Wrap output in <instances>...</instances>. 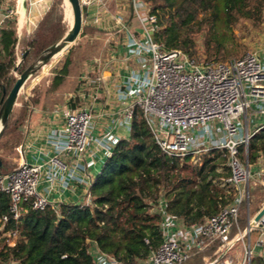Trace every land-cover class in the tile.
I'll return each instance as SVG.
<instances>
[{
	"label": "trees",
	"instance_id": "16d2710c",
	"mask_svg": "<svg viewBox=\"0 0 264 264\" xmlns=\"http://www.w3.org/2000/svg\"><path fill=\"white\" fill-rule=\"evenodd\" d=\"M64 0H51L50 7L30 35L18 33L17 17L7 18L0 28V109L4 92L12 90L19 58L21 75L47 48L63 38L70 25L64 20ZM157 16L159 29L153 38L168 50H181L203 62H227L238 55L235 31L242 22L254 26L264 17V0H139ZM133 12V11H132ZM130 16L134 17V12ZM77 42L59 54L48 75L34 84L29 99L13 112L0 143V173L18 169L10 159L18 157L23 127L35 106L56 108L63 94L79 89V77L88 63L108 56L107 31L86 22ZM201 43V47L199 45ZM41 72V71H40ZM37 73L36 75L40 74ZM52 110V109H51ZM244 159V150L240 148ZM247 161L251 171L264 168V126L250 139ZM229 152L214 150L191 157H170L157 145L142 111L137 109L129 133L122 136L112 155L101 166L91 187L92 203L61 204L44 211L27 207L20 221L9 215L10 197L0 192V264H94L95 251L123 264H140L165 240L166 217L185 227L202 225L232 206L236 188L229 183ZM264 188L250 191V212L264 206ZM257 211V212H258ZM248 223V205L240 207V228ZM16 232V236L8 232ZM237 232L234 229L233 235ZM219 243L195 249L181 264H206L217 259ZM251 264H264L254 254Z\"/></svg>",
	"mask_w": 264,
	"mask_h": 264
},
{
	"label": "built area",
	"instance_id": "2783aa9c",
	"mask_svg": "<svg viewBox=\"0 0 264 264\" xmlns=\"http://www.w3.org/2000/svg\"><path fill=\"white\" fill-rule=\"evenodd\" d=\"M80 4L86 22L98 24L104 13L103 0H80ZM132 4L145 37L136 38L128 32L126 49L135 59L136 68L116 85L117 99L126 107L115 114L119 116L117 122L99 131L98 119L105 114L98 113L94 104L110 68L102 60H94L82 78L80 91L94 102L63 112V132L52 131L47 136L53 146L48 159L41 163L23 161L16 171L0 173V192L11 199L3 226L10 219L19 222L28 206L36 211L50 206L58 210L60 206H54L50 199L52 194L67 195L75 185L85 189L83 204L91 205L95 182L91 171L101 159L112 155L122 138L117 128L129 133L135 111L140 109L157 145L170 157H191L199 162L204 153L227 150L231 170L228 181L237 190L235 203L202 225L184 229L182 222L166 217L165 240L140 264H181L193 256L195 249L203 250L217 242L218 252L225 258L223 264H233L231 255L240 242L245 244L255 231L264 237V216L254 224L249 209L251 184L262 181L264 186V168L252 172L247 161L250 139L264 126L254 124L249 130L253 114L264 120V58L251 53L228 62L200 63L181 50H168L153 38L159 29L157 16L139 0H132ZM117 21L123 24L124 20L118 17ZM242 118L246 120L243 133ZM66 156L73 159L71 163L64 161ZM244 201L248 205V227L241 230L240 207ZM234 229L237 232L233 235ZM8 235L16 236V232L9 231ZM253 254L249 242L243 258L235 264H251ZM94 264L123 263L95 251ZM208 264H220V260Z\"/></svg>",
	"mask_w": 264,
	"mask_h": 264
},
{
	"label": "crops",
	"instance_id": "0c3cea01",
	"mask_svg": "<svg viewBox=\"0 0 264 264\" xmlns=\"http://www.w3.org/2000/svg\"><path fill=\"white\" fill-rule=\"evenodd\" d=\"M65 3V1H63ZM104 13L101 14V20L98 24H94L87 20V23L107 31L109 36L105 40L110 44V51L107 57L100 58L103 62L108 64L110 73H107L108 79L102 87L101 94L98 100L95 101V110L98 113H104L98 119L99 131L104 127L111 126L117 119V112L122 111L126 105L121 103L116 96V85L122 83L127 78L131 69L136 68L135 59L128 54L126 49V42L128 39V32L136 36V38L144 39L145 35L142 26L136 19L135 15L130 16L133 10L132 0H103ZM51 0H27V13H23V0H0V28L4 21L10 17H17L18 33L22 37L23 34L30 35V33L37 27L45 13L48 11ZM14 14L10 15V11ZM132 12V13H133ZM9 16V17H8ZM118 17L123 18V24H119ZM94 60H99L98 58ZM93 60V61H94ZM84 68L79 77V89L73 94H69L70 99L67 100L66 105L58 106L53 111H45L43 107H34L32 115L23 127V140L16 147L18 153L19 165L23 161L30 163H41L48 159V156L53 150V146L49 143L47 136L52 131L62 133L64 130L63 112L66 109H76L78 107H86L94 102L93 99L87 95H81L82 78L85 75L88 65ZM101 69L99 68L98 71ZM44 73L41 72V74ZM94 75V74H93ZM256 124H264V120L257 119ZM117 133L124 136L122 129L117 128ZM71 157H64V161L71 163ZM104 161L101 159L95 170L91 171V175L95 180L101 171V166ZM85 189L82 186L75 185L68 192L67 195L60 196L52 194L51 201L54 206L61 204H83L85 202ZM264 243V241H263Z\"/></svg>",
	"mask_w": 264,
	"mask_h": 264
},
{
	"label": "rangeland",
	"instance_id": "374dc122",
	"mask_svg": "<svg viewBox=\"0 0 264 264\" xmlns=\"http://www.w3.org/2000/svg\"><path fill=\"white\" fill-rule=\"evenodd\" d=\"M64 1H65V3L63 2V5H62L63 10H64V20L71 26L70 20H69V18L67 16V10L68 9H67V5L66 4L68 3V1H66V0H64ZM235 34H236L237 38L234 40V44H235V48H236L235 50L237 51L238 55L235 56L233 59L242 58V57H244V56H246L248 54H251V53H255V54L259 55L261 58H264V17H263L262 22L260 24L256 25V26H254L253 24H251V23H249L247 21L242 22L239 25V27L236 29ZM199 45L201 47V43H199ZM62 56H60L59 58H61ZM59 58H57V59H59ZM57 59L53 60L50 64H48L47 66H45L44 68H42V70H40L41 72L44 71V73L41 74V72L39 71L40 74L36 75L37 73H39V72H37L27 82V84L25 85V87L23 88V90L21 91V93L19 95V98L17 100V104H16V106L14 108V111H16V110H18V109H20L22 107L23 100H28L29 99V93L31 92L34 84L38 83L43 76L49 74L50 68L52 67V65H54V63H55V61ZM203 61L204 60H201L200 63H203ZM14 75L17 78V76L19 74L17 72V74L14 73ZM71 93L73 94L74 92H71ZM69 99H70V97H69V94L68 93L63 94V96H61V103L58 104V105L59 106L66 105V102ZM41 106L42 105L35 106V107H40L41 108ZM56 108H54V109H56ZM43 109L45 111H53V108H49L50 110H46L43 107ZM257 119H258V116L256 114H253L250 117V119H249V130L250 131L253 130V125L258 122ZM260 120L261 119H259V121ZM240 122H241V125H242V133H243L245 131V129H246V120H245V118H242ZM10 159L12 161H14L15 163H17L18 164V167H19V159H18V157H16L14 155V156L10 157ZM262 184H263L262 181L260 183H258L256 186H253L251 184V189L252 188H257V187H263L264 188V186ZM262 198L264 199V196ZM260 206L259 205L258 206L255 205L253 207L252 212H250L251 213V219H253L255 217V215L259 212L258 211L259 210L258 207H260ZM249 209H250V206H249ZM247 227H248V223H247ZM182 228L188 229V227H184V226ZM246 228H244V229L241 228V230H245ZM263 241H264V237L261 238L259 236L258 232H256V231L253 232L251 234L250 239L248 237L245 239V244H243V242H240L237 245V248L235 249V251L231 255V261H232V263L233 264L238 263L243 258V255H244V247H245V245L246 246H249V242H250V244H251V246L253 248L254 254H257V255L259 254V255H261V256L264 257V243H263ZM212 245L213 244H211L210 246H212ZM216 253L218 254L217 259L220 260V264H223L225 258L218 252V249L216 250ZM214 260H216V258ZM214 260H211V261L209 260V261H207L206 264H208L209 262H212Z\"/></svg>",
	"mask_w": 264,
	"mask_h": 264
},
{
	"label": "water",
	"instance_id": "95a60500",
	"mask_svg": "<svg viewBox=\"0 0 264 264\" xmlns=\"http://www.w3.org/2000/svg\"><path fill=\"white\" fill-rule=\"evenodd\" d=\"M71 4L73 11V23L66 35L57 41L55 44L47 48L21 75L17 76V81L14 84L10 93L6 96L4 92V97L1 101L2 107L0 110V142L2 141L5 132L7 130L9 121L14 112V108L17 104L19 95L27 82L42 68L50 64L53 60L57 58L59 54H64L67 52L80 38L84 26V16L80 0H68ZM23 13H27V0H23ZM26 53L23 54L17 62L14 73L17 74L18 68L22 64ZM2 162L0 160V167ZM264 216V207L255 215L253 218V223L257 224L261 218Z\"/></svg>",
	"mask_w": 264,
	"mask_h": 264
},
{
	"label": "bare ground",
	"instance_id": "6f19581e",
	"mask_svg": "<svg viewBox=\"0 0 264 264\" xmlns=\"http://www.w3.org/2000/svg\"><path fill=\"white\" fill-rule=\"evenodd\" d=\"M66 1H68V0H66ZM67 5V16H68V18H69V20H70V23H71V25H72V23H73V11H72V7H71V4L69 3V1H68V3L66 4ZM0 129H1V125H0Z\"/></svg>",
	"mask_w": 264,
	"mask_h": 264
}]
</instances>
